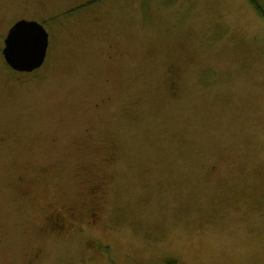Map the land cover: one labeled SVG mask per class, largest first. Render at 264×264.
<instances>
[{
	"label": "rangeland",
	"instance_id": "1",
	"mask_svg": "<svg viewBox=\"0 0 264 264\" xmlns=\"http://www.w3.org/2000/svg\"><path fill=\"white\" fill-rule=\"evenodd\" d=\"M78 1L0 0V33L20 14L50 29L32 74L0 53V264H264V18ZM99 182L96 223L47 232L52 201L85 214Z\"/></svg>",
	"mask_w": 264,
	"mask_h": 264
},
{
	"label": "flooded vegetation",
	"instance_id": "2",
	"mask_svg": "<svg viewBox=\"0 0 264 264\" xmlns=\"http://www.w3.org/2000/svg\"><path fill=\"white\" fill-rule=\"evenodd\" d=\"M23 1H25V0H23ZM85 1H87V0L78 1L74 6H78ZM39 5H40V7H42L43 2L39 1ZM89 6H91V5H87L85 8H88ZM22 18H24V19H35L33 17L24 16V14H20L16 17L10 19L5 30H4V32L0 33L1 49L4 45V38L7 34V31L10 28V26L15 21L22 19ZM35 20H37V19H35ZM46 30L48 32L47 51H49L50 29H46ZM1 49H0V53H1ZM47 51H46V56H45L44 62L42 63V65L39 68L34 69L32 71H29V72H25V71H18V72H21L22 75H28V74H32L36 70L40 69L46 61ZM1 55H2V53H1ZM4 63H5L6 68H9L10 70H14L5 61H4ZM169 74H170V80H169L168 84L173 89L177 73L175 71H173L172 68H169ZM14 77L18 78V76H14ZM0 132L3 134L2 136H0V143H3L5 148L10 147L9 145L6 144V142H7L8 138L10 136H12L14 131H8V130L4 129V130H1ZM48 171H49L48 167H43L41 173L46 174ZM16 179H17V182L19 184H25V182H26L24 176H22V175H18L16 177ZM103 184H104L103 182H99V183H95V184L91 185L90 191L93 194V201L90 204V206H88L86 208L87 210H86L85 214H84V211L76 212L74 210L73 206L67 205L65 203L59 204V203H57V201H52L49 204L50 210H49L48 214L45 216V228H46L47 232L51 233V235H63V234H67L72 229L76 228L78 230H83L84 226H90V225L96 223L100 219L102 209H103V207L101 206V197L104 193ZM38 254H39V252H37V251L34 253L35 256H38ZM162 262H163V264H176L175 261L171 258H164Z\"/></svg>",
	"mask_w": 264,
	"mask_h": 264
},
{
	"label": "water",
	"instance_id": "3",
	"mask_svg": "<svg viewBox=\"0 0 264 264\" xmlns=\"http://www.w3.org/2000/svg\"><path fill=\"white\" fill-rule=\"evenodd\" d=\"M48 32L35 19H19L7 31L1 53L4 61L16 71L29 72L44 62Z\"/></svg>",
	"mask_w": 264,
	"mask_h": 264
},
{
	"label": "trees",
	"instance_id": "4",
	"mask_svg": "<svg viewBox=\"0 0 264 264\" xmlns=\"http://www.w3.org/2000/svg\"><path fill=\"white\" fill-rule=\"evenodd\" d=\"M249 3L255 8L257 14L264 18V10L261 8V6L256 2V0H248Z\"/></svg>",
	"mask_w": 264,
	"mask_h": 264
}]
</instances>
